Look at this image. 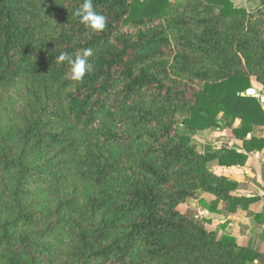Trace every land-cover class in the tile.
<instances>
[{
	"label": "trees",
	"instance_id": "1",
	"mask_svg": "<svg viewBox=\"0 0 264 264\" xmlns=\"http://www.w3.org/2000/svg\"><path fill=\"white\" fill-rule=\"evenodd\" d=\"M0 0V264H251L262 258L179 212L246 211L256 197L208 164L264 149V0ZM94 50L71 79L56 58ZM238 121V124L235 122ZM229 131L199 153L190 137ZM264 213L254 215L264 223Z\"/></svg>",
	"mask_w": 264,
	"mask_h": 264
},
{
	"label": "crops",
	"instance_id": "2",
	"mask_svg": "<svg viewBox=\"0 0 264 264\" xmlns=\"http://www.w3.org/2000/svg\"><path fill=\"white\" fill-rule=\"evenodd\" d=\"M227 136H231V133L229 132ZM233 142L237 149H242L241 142L234 139ZM227 145L232 147V145ZM239 152L247 155L244 167L223 168L217 165V161H212L213 165L210 169L217 175L226 176L237 183L234 195L245 198L256 197L257 199L248 206L246 211L237 209L235 213H228L222 209L221 205L220 214H212L204 209L207 220L211 221L206 224V229L218 236H233L238 246L252 247L262 259L251 264H264V223H257L254 219V215L264 213V149L250 153L243 150H239ZM202 197L210 199L208 195ZM263 218L264 216L260 219Z\"/></svg>",
	"mask_w": 264,
	"mask_h": 264
},
{
	"label": "rangeland",
	"instance_id": "3",
	"mask_svg": "<svg viewBox=\"0 0 264 264\" xmlns=\"http://www.w3.org/2000/svg\"><path fill=\"white\" fill-rule=\"evenodd\" d=\"M230 1L232 2L234 6L243 8L247 12H251L252 10H255L256 8L261 7V0H230ZM253 86H254V89H256L259 93V89L255 85ZM262 93L263 91L260 92V94ZM260 94H257L256 98L260 99V102L262 103V108H264V98H261ZM237 122L238 121H236L235 124H237ZM227 134H229V132H223L218 129H209V130L198 132L192 135L190 139H191V143L194 144V146L196 147L197 152L205 153L208 149L210 150L219 149L222 144H229V145L235 146L232 136H227ZM211 163L208 165L209 169L210 168L212 169L213 162ZM202 196H204V194H198L196 199L189 200L186 204L180 205L178 207V210L180 213L188 215L191 218H194L204 223L205 228H206L207 226L206 224L210 223L211 221L207 220L206 213H204L205 210L197 202L199 198H203ZM207 200H210V199H207ZM221 206H222V209L224 210L225 209L223 207L224 205H221ZM219 209H220V205H219Z\"/></svg>",
	"mask_w": 264,
	"mask_h": 264
},
{
	"label": "clouds",
	"instance_id": "4",
	"mask_svg": "<svg viewBox=\"0 0 264 264\" xmlns=\"http://www.w3.org/2000/svg\"><path fill=\"white\" fill-rule=\"evenodd\" d=\"M73 16L78 17L80 22L93 32H102L107 27V17L94 8L93 0H84L73 12ZM93 55L94 50L86 48L74 57L67 52H61L56 59L59 62L67 61L71 66V79L80 82L86 74L93 71V64L89 59Z\"/></svg>",
	"mask_w": 264,
	"mask_h": 264
},
{
	"label": "water",
	"instance_id": "5",
	"mask_svg": "<svg viewBox=\"0 0 264 264\" xmlns=\"http://www.w3.org/2000/svg\"><path fill=\"white\" fill-rule=\"evenodd\" d=\"M257 94H258V91L256 89H254V88H251V89L246 91L245 96H247V97H256Z\"/></svg>",
	"mask_w": 264,
	"mask_h": 264
},
{
	"label": "built area",
	"instance_id": "6",
	"mask_svg": "<svg viewBox=\"0 0 264 264\" xmlns=\"http://www.w3.org/2000/svg\"><path fill=\"white\" fill-rule=\"evenodd\" d=\"M263 110H264V108H263Z\"/></svg>",
	"mask_w": 264,
	"mask_h": 264
}]
</instances>
